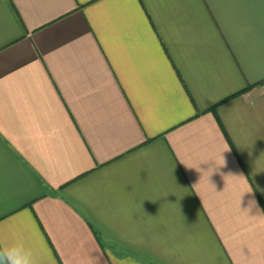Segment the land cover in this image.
Segmentation results:
<instances>
[{
	"label": "crops",
	"instance_id": "crops-1",
	"mask_svg": "<svg viewBox=\"0 0 264 264\" xmlns=\"http://www.w3.org/2000/svg\"><path fill=\"white\" fill-rule=\"evenodd\" d=\"M16 241L38 264H264V0H0Z\"/></svg>",
	"mask_w": 264,
	"mask_h": 264
},
{
	"label": "clouds",
	"instance_id": "clouds-1",
	"mask_svg": "<svg viewBox=\"0 0 264 264\" xmlns=\"http://www.w3.org/2000/svg\"><path fill=\"white\" fill-rule=\"evenodd\" d=\"M0 264H38L31 248L22 241L0 247Z\"/></svg>",
	"mask_w": 264,
	"mask_h": 264
},
{
	"label": "trees",
	"instance_id": "trees-1",
	"mask_svg": "<svg viewBox=\"0 0 264 264\" xmlns=\"http://www.w3.org/2000/svg\"><path fill=\"white\" fill-rule=\"evenodd\" d=\"M247 89H250V88H247Z\"/></svg>",
	"mask_w": 264,
	"mask_h": 264
}]
</instances>
